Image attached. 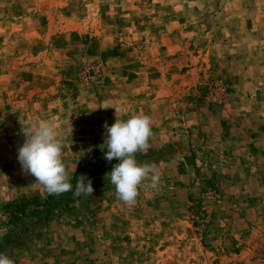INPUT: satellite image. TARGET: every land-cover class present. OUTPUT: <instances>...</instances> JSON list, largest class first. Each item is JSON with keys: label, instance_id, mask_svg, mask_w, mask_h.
Segmentation results:
<instances>
[{"label": "rangeland", "instance_id": "obj_1", "mask_svg": "<svg viewBox=\"0 0 264 264\" xmlns=\"http://www.w3.org/2000/svg\"><path fill=\"white\" fill-rule=\"evenodd\" d=\"M93 1L0 0V253L20 264L25 250L53 259L73 245L84 264H264V150L253 163L233 134L187 125L253 99L264 117V0H98L81 26ZM88 64L102 65V79L83 78ZM115 108L122 120L150 117L136 159L162 176L131 207L106 177L119 161L93 158ZM40 120L61 133L73 191L80 169L94 193L55 195L13 224L4 205L48 195L17 159L21 124Z\"/></svg>", "mask_w": 264, "mask_h": 264}, {"label": "clouds", "instance_id": "obj_2", "mask_svg": "<svg viewBox=\"0 0 264 264\" xmlns=\"http://www.w3.org/2000/svg\"><path fill=\"white\" fill-rule=\"evenodd\" d=\"M115 109V123L111 126L107 122L104 124L107 146L104 158L109 163L113 159L119 162L113 165L112 171L106 177L115 186L117 199L131 207L136 203L140 185L147 181L149 187L158 190L162 176L156 165L138 163L136 159L137 152H146L150 147V117L139 113L122 120L118 117L119 109ZM21 133L25 139L18 148L17 159L22 171L35 177V183L40 184L47 194L59 196L72 191L75 197L93 195L92 181L84 174L77 176L73 191L71 174L62 159L61 133L53 122L40 120L21 124ZM0 264H14V261L6 254L0 253Z\"/></svg>", "mask_w": 264, "mask_h": 264}, {"label": "crops", "instance_id": "obj_3", "mask_svg": "<svg viewBox=\"0 0 264 264\" xmlns=\"http://www.w3.org/2000/svg\"><path fill=\"white\" fill-rule=\"evenodd\" d=\"M96 4V6L94 5ZM96 7L98 8V0H94L93 4L86 5L81 9V13H78L80 16H82L81 21H79V24L81 26H84L85 24L89 23L92 19V15L96 14ZM105 7V6H104ZM108 9L110 10V6H108ZM73 13H71L70 16H68V19H71ZM86 16L87 18H84ZM99 19V18H98ZM144 27V28H143ZM143 32L144 37L147 38L146 35V28L145 25H143ZM135 30V29H134ZM134 30H130L131 36L132 32ZM161 39H159V42L162 41V33ZM147 41V40H146ZM158 34L156 33V53L158 54ZM162 66V65H161ZM193 68H189L186 73L190 74L193 72ZM163 75V74H162ZM231 106V105H230ZM258 110H255V99H253L250 102V105L246 106L245 108L240 107L239 110L229 111L228 109H223V112L218 113L221 116L218 115H211L210 112L205 113L203 119H199L198 121L190 122L187 125H193L190 126L191 130L195 132H206V131H217L221 132L225 135L233 134L234 137H232V141H234L236 146H239V148L243 149L240 151H243L245 155H250V159H253V163L255 160V152L257 150H264V117L258 115ZM226 113V114H223ZM223 114V116H222ZM245 115V116H244ZM247 125L246 129L241 130L242 126ZM238 147L236 149H239ZM260 154V153H259ZM257 154V156H259ZM248 159V160H250ZM29 221V219H28ZM22 223V222H21ZM64 246L59 245L57 246V250L60 251L62 255H55L53 259H50L51 255L58 254L56 251H51L48 257L45 255L38 256L32 250H28V252L25 250L23 251V258L21 263L23 264H84L83 260V249L81 247H75L73 245ZM45 251L47 247H44ZM35 255V257H33ZM67 255V259H65ZM20 263V264H21ZM14 264H17L14 262Z\"/></svg>", "mask_w": 264, "mask_h": 264}, {"label": "trees", "instance_id": "obj_4", "mask_svg": "<svg viewBox=\"0 0 264 264\" xmlns=\"http://www.w3.org/2000/svg\"><path fill=\"white\" fill-rule=\"evenodd\" d=\"M106 151H107V147L104 148L103 150H95L93 152V158L95 159L96 166L104 165V163L100 159L104 157ZM80 171H81L80 169H76L73 174V178H77V176H79L80 174ZM54 196L55 195L48 194L46 200H44L42 203L39 202L38 198H32L30 200H21V201L15 200L10 204L4 205L3 210L5 214L9 217V220L13 224H17L26 216L27 211L31 206L36 207L34 208L33 212H35L40 207L47 208L49 203L53 201Z\"/></svg>", "mask_w": 264, "mask_h": 264}, {"label": "built area", "instance_id": "obj_5", "mask_svg": "<svg viewBox=\"0 0 264 264\" xmlns=\"http://www.w3.org/2000/svg\"><path fill=\"white\" fill-rule=\"evenodd\" d=\"M102 65L101 64H95V65H87L82 70V76L85 80H92L102 79ZM217 91L221 94V96L224 98L228 94V88L225 85L217 84L216 86Z\"/></svg>", "mask_w": 264, "mask_h": 264}]
</instances>
